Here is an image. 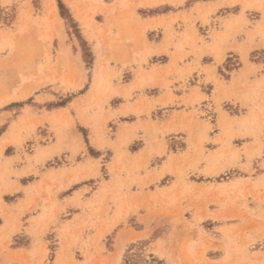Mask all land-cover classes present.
<instances>
[{
    "label": "rangeland",
    "instance_id": "rangeland-1",
    "mask_svg": "<svg viewBox=\"0 0 264 264\" xmlns=\"http://www.w3.org/2000/svg\"><path fill=\"white\" fill-rule=\"evenodd\" d=\"M60 1L0 0V264H264V0Z\"/></svg>",
    "mask_w": 264,
    "mask_h": 264
},
{
    "label": "trees",
    "instance_id": "trees-1",
    "mask_svg": "<svg viewBox=\"0 0 264 264\" xmlns=\"http://www.w3.org/2000/svg\"><path fill=\"white\" fill-rule=\"evenodd\" d=\"M58 4H59L60 10L62 11V16H63V10H64L63 4L60 0H58Z\"/></svg>",
    "mask_w": 264,
    "mask_h": 264
},
{
    "label": "crops",
    "instance_id": "crops-1",
    "mask_svg": "<svg viewBox=\"0 0 264 264\" xmlns=\"http://www.w3.org/2000/svg\"><path fill=\"white\" fill-rule=\"evenodd\" d=\"M27 37L33 38V37H36V36L34 34H31V35H28Z\"/></svg>",
    "mask_w": 264,
    "mask_h": 264
}]
</instances>
